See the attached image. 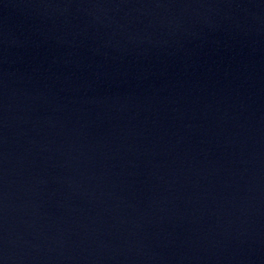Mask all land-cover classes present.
Segmentation results:
<instances>
[{
  "label": "water",
  "instance_id": "obj_1",
  "mask_svg": "<svg viewBox=\"0 0 264 264\" xmlns=\"http://www.w3.org/2000/svg\"><path fill=\"white\" fill-rule=\"evenodd\" d=\"M0 264H264V0H0Z\"/></svg>",
  "mask_w": 264,
  "mask_h": 264
}]
</instances>
